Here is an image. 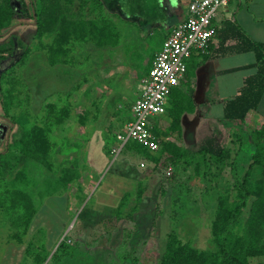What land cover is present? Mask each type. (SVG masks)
<instances>
[{"label":"rangeland","instance_id":"rangeland-1","mask_svg":"<svg viewBox=\"0 0 264 264\" xmlns=\"http://www.w3.org/2000/svg\"><path fill=\"white\" fill-rule=\"evenodd\" d=\"M81 2L73 0L67 14L76 18L83 7ZM24 3L31 7V0ZM82 10L87 18L96 19L98 15L105 21L97 22L99 28L87 29L88 35L82 32L84 36L74 46L69 42L71 62L51 63L50 53L38 44L24 62L10 69L19 90L16 100L9 99L10 120L17 122L13 125L14 140L20 138L29 121L40 122L49 104L71 105L73 118L56 129L59 147L52 167L45 168L44 173L35 169L31 174L38 212L27 236L17 239L23 244L25 264H33L27 253L30 246L34 255L49 254L44 264H80L88 258L91 264H160L173 232L195 248L211 249L218 196L228 191L236 194L231 166L243 156L240 123L231 122L238 127L226 126L222 108L214 104L211 124L228 147V158L220 163L210 158L175 162L166 150L168 143L193 148L199 136L212 130H202L197 136L193 126L198 114H204L198 111L201 105L186 94L176 95L174 89L166 112L151 119L160 149L145 152L158 161L126 148L117 156L114 150L120 146L118 136L126 134L132 121V104L140 96L142 80L162 49L165 29L149 23L143 26L146 16L128 20L127 8L119 5L97 10L86 6ZM21 22L27 24L19 23L2 34H14L32 46L38 30L35 21L23 18ZM52 28L47 34L50 43L57 32ZM101 29L111 34L109 43L102 41ZM195 72L190 66L191 77L196 76ZM179 107H192V115L188 120L187 112L181 117L182 130H171ZM0 116H6L1 101ZM262 122H252L254 126L246 122L245 128L253 130ZM5 129L9 130V126ZM16 157V152L4 159L0 156V172L13 173ZM169 170L171 175H167ZM261 174L262 170L255 168L253 179L258 180ZM86 205L88 213L81 220L79 214ZM13 232L9 221L1 217L0 243H7L4 246L10 251ZM63 241L71 249L65 254L59 252V257L53 259ZM253 264H264V259Z\"/></svg>","mask_w":264,"mask_h":264},{"label":"trees","instance_id":"trees-1","mask_svg":"<svg viewBox=\"0 0 264 264\" xmlns=\"http://www.w3.org/2000/svg\"><path fill=\"white\" fill-rule=\"evenodd\" d=\"M31 3L29 7L24 0H0V37H5L0 44V64L4 65L0 68V101L6 112V116H0V149L3 148L0 156L4 159L14 152L17 155L15 171L0 172V213L14 229L12 234L14 239L27 236L38 212L32 195L35 182L32 183L31 174L35 169L42 172L45 168L48 170L52 167L56 149L59 147L54 136L56 129L73 118L71 105L66 107L55 103L49 104L44 109L40 122L31 118L20 138L14 140L13 125L17 122L14 119L10 120L12 101L9 99L16 100L19 90L16 88L14 72H10V69L24 62L33 50L32 47L35 46V50L38 44L40 49L50 53L51 63L71 62L73 55L67 48L69 42L74 46L84 34H89L87 29L99 28L97 22L105 21L102 18L104 16L97 15L96 19L83 16L82 9L76 18H72L73 16L67 12H71L73 0H31ZM99 8L105 7H95V10ZM33 9L36 12L38 29L35 44L27 45L14 34L11 36L2 34L19 23L27 24L21 22L23 18L35 21ZM50 26L53 27L52 30L57 31L52 43L47 40ZM231 30V36L238 39L236 52H252L256 57L254 64L256 72L245 80L237 96L224 104V122L226 124L239 122L242 126L240 151L243 156L235 159L231 166L236 194L232 195L228 191L227 194L218 196L212 226L211 249L203 251L195 248L190 243H184L179 235L173 232L169 235L160 264H253L255 260L264 259V122L253 130H245L243 127L248 116L259 110L264 97V43L255 42L239 28L231 27ZM100 32L103 35V42L109 43L113 39L109 32L103 29ZM188 109L185 107L180 110L179 107V110H175L171 130H181V117ZM73 122L70 124H74ZM7 125L9 130L5 129ZM10 131L12 134L7 145ZM168 145L166 150L177 163L182 160L190 161L192 158L201 161L210 158L220 163L229 155L228 147L213 130L202 137L195 148H184L170 143ZM126 149L145 153L146 157L158 161L152 154L145 152L147 150L145 147L136 142L128 143ZM257 167L262 170V174L255 180L253 174ZM87 206L79 214V219L84 220L87 216ZM70 249V244L63 241L53 259L59 257V252L65 254ZM27 253L33 264H44L49 257L47 253L34 255L32 246L28 248ZM80 264L91 262L88 258L82 260Z\"/></svg>","mask_w":264,"mask_h":264},{"label":"crops","instance_id":"crops-1","mask_svg":"<svg viewBox=\"0 0 264 264\" xmlns=\"http://www.w3.org/2000/svg\"><path fill=\"white\" fill-rule=\"evenodd\" d=\"M122 1L125 2L122 4ZM189 4L190 0H82L81 2L84 9L86 6H104L109 8L119 5L122 8L126 7L127 18L128 20L132 18V21L146 16L148 20L146 19L147 21L145 22L142 20L141 24L144 26V24L149 23L154 28L160 26L165 29L164 42L172 30L188 18ZM215 23L219 33L214 39L209 52L205 54L197 52L193 55L189 62L186 80L175 88L176 95L186 94L191 99H194L197 104L201 105L198 111L204 114H198V122L193 126L194 130H198L196 132L197 136L200 135L202 130H215L213 129L214 123L211 124L214 120L212 117L214 104L220 105L224 118L225 102L237 96L244 86L245 80L256 72L254 68L256 62L255 54L252 52H236L235 48L238 45V39L231 36V27L239 28L255 42L264 43V0H230L228 5L220 10ZM190 66L196 69L195 77L190 76ZM173 100L177 103L175 99ZM188 108L186 111L188 114L185 116L186 120L192 115L189 111L191 113L193 111L192 107ZM258 120L264 122V97L259 110L252 112L246 122L254 126L252 122L255 123ZM225 125L238 127V124L230 123ZM243 127L246 130L245 125ZM202 137L199 136L197 142ZM197 142L194 143L193 148L196 147ZM184 145L185 147L189 146L185 143ZM119 154L116 155L118 156ZM1 217L3 216L0 213ZM11 240H13L10 244L11 251L8 250V246H4L7 243L3 244L5 248L0 243V264H25L23 244L20 243L21 241L18 242L17 239L11 238ZM6 242L8 241L6 240ZM3 249L4 252L2 251Z\"/></svg>","mask_w":264,"mask_h":264},{"label":"built area","instance_id":"built-area-1","mask_svg":"<svg viewBox=\"0 0 264 264\" xmlns=\"http://www.w3.org/2000/svg\"><path fill=\"white\" fill-rule=\"evenodd\" d=\"M230 0H190L189 16L176 26L156 55L153 67L142 80L140 96L132 104V121L126 134L118 136L119 154L129 142H136L150 152H158L160 142L152 130L151 119L163 115L173 90L187 78L191 58L197 52L208 53L218 35L216 20ZM144 167L145 163L142 162ZM169 170L167 175H171Z\"/></svg>","mask_w":264,"mask_h":264},{"label":"water","instance_id":"water-1","mask_svg":"<svg viewBox=\"0 0 264 264\" xmlns=\"http://www.w3.org/2000/svg\"><path fill=\"white\" fill-rule=\"evenodd\" d=\"M34 17H35V22H34V24L37 25L36 12H35V10H34ZM11 29H13V27H12ZM10 136H11V131H10L9 134H8L7 145H9V142H10Z\"/></svg>","mask_w":264,"mask_h":264}]
</instances>
